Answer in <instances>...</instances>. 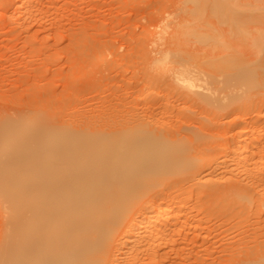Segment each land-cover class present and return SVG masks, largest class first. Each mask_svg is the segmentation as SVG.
<instances>
[{
    "label": "rangeland",
    "instance_id": "1",
    "mask_svg": "<svg viewBox=\"0 0 264 264\" xmlns=\"http://www.w3.org/2000/svg\"><path fill=\"white\" fill-rule=\"evenodd\" d=\"M22 2L0 0L1 82L6 78L0 82V246L12 234L14 217L26 215L20 199L7 196L12 179L23 170L19 141L34 148L52 130L63 129L137 137L138 131L122 129L127 124L162 131L168 146L185 145L189 153L199 154L200 165L223 160V144L230 139L242 150L247 126L252 137L264 141V0H33L28 7L42 9L27 20L17 13ZM164 47L220 72L218 88L207 91L202 83L189 90L174 87L184 97L194 96L195 103L170 96L163 81H175L165 75L159 84L144 88L148 64ZM32 70H37V80L22 90L13 86ZM6 118L15 128L2 127ZM136 146L134 154L155 152ZM256 157L257 167L264 170V152ZM183 169L176 164L172 176L159 177L148 192L126 198L122 207L124 218L148 199L156 202L152 213L165 211L166 218L187 211L182 220L188 222L160 249L157 264H237L246 247L238 244L244 237L249 252L264 251V204L239 202L231 193L197 197V191L207 189V173L202 182L192 181ZM151 171L142 178L162 172L159 167ZM219 172L208 179L220 186L238 180L234 173ZM253 191L254 197L262 195ZM112 215L110 209L99 213L102 219ZM119 234L113 233L115 254ZM233 245L235 252L223 251ZM20 248L16 243L11 250L18 253ZM153 252L140 254L131 264L151 263ZM0 264L19 260L5 256ZM99 264L115 262L102 259Z\"/></svg>",
    "mask_w": 264,
    "mask_h": 264
},
{
    "label": "bare ground",
    "instance_id": "2",
    "mask_svg": "<svg viewBox=\"0 0 264 264\" xmlns=\"http://www.w3.org/2000/svg\"><path fill=\"white\" fill-rule=\"evenodd\" d=\"M31 1L23 0L17 10L23 20L33 18L42 9L39 6L29 8ZM148 69L151 72L144 88L150 89L159 84L165 75L175 81L173 84L163 81L168 94L192 103L197 101L194 96L184 97V93L174 87L183 85L189 90L202 83L207 86V91H211L220 84L217 82L220 72L171 47L158 50ZM154 72L158 75L155 76ZM37 77V70L33 74L28 72L25 78L19 76L13 86L22 90L23 85L37 80ZM159 103L164 104L163 100ZM15 126L7 118L2 121V127ZM249 127L244 132L242 150L237 148L240 147L238 144L236 147L237 142L232 143L233 139H230L233 147L229 144L230 140L223 144V160L203 165L196 163L200 155L189 153L185 145L168 146V138L163 136L162 131H144L139 129L142 127L127 124L122 129L138 131L137 137L121 135L116 131L103 134L63 129L52 130L45 142L34 148H29L26 141H19L20 154L24 159L23 170L20 176L12 179L13 188L7 196L20 199L21 211H25L26 215L20 213L14 217L12 234H7L0 246V260L9 256L18 258L19 264H60L68 260L99 264L102 259L115 264H131L132 260H138L140 254L148 257L149 252L154 251L149 264H157L160 249L173 239L182 222H188L187 218L182 220L188 213L180 209L178 214L166 218L165 211L152 213L156 202L148 199L134 214L124 218L122 207L126 198L147 191L156 181L158 183L161 176L169 178L175 165L182 163L188 180L202 182L206 177L207 189L197 191V197L212 192L231 193L239 202L249 201L260 207L264 204V170L257 167L255 159L264 152V141L252 137ZM136 143L155 152L134 154ZM218 145H221L220 142ZM156 167L162 172L142 178V174L153 172L151 170ZM218 172L222 176L234 173L238 180L220 186L208 179ZM203 173L207 174L201 177ZM252 191L253 194L261 193L262 197H254ZM105 209L113 211V215L102 219L99 213ZM118 231L119 248L115 254L112 250L113 233ZM16 243L21 247L18 253L11 250ZM246 243L245 237L238 243L246 247L239 252L241 255L237 264L264 260V251L257 249L258 253H251ZM223 251L233 253L235 246H228Z\"/></svg>",
    "mask_w": 264,
    "mask_h": 264
}]
</instances>
